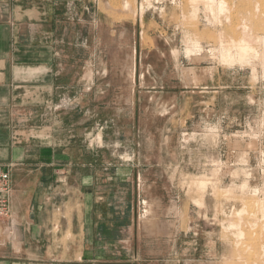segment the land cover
I'll return each instance as SVG.
<instances>
[{
    "label": "rangeland",
    "instance_id": "rangeland-1",
    "mask_svg": "<svg viewBox=\"0 0 264 264\" xmlns=\"http://www.w3.org/2000/svg\"><path fill=\"white\" fill-rule=\"evenodd\" d=\"M225 1L222 10L207 0L79 2L77 32L85 44L78 100L89 119L83 128L106 135L95 146L148 169L149 182L158 179L149 188L138 174L147 200L144 214L137 196L138 223L147 229L156 217L177 215L180 264H239V254L251 263L245 245L262 234L263 219L254 225L252 213L264 196V41L251 42L248 58L233 43L244 24L264 36V0ZM244 205L239 239L228 223ZM71 211L56 208L50 264L69 257L74 237L62 217Z\"/></svg>",
    "mask_w": 264,
    "mask_h": 264
},
{
    "label": "crops",
    "instance_id": "crops-1",
    "mask_svg": "<svg viewBox=\"0 0 264 264\" xmlns=\"http://www.w3.org/2000/svg\"><path fill=\"white\" fill-rule=\"evenodd\" d=\"M79 2L0 0V170L11 173L19 243L0 251V264H50L57 207L72 209L62 221L74 237L61 264H180L177 215L138 223L137 176L149 188L158 179L95 146L106 135L83 128Z\"/></svg>",
    "mask_w": 264,
    "mask_h": 264
},
{
    "label": "bare ground",
    "instance_id": "bare-ground-1",
    "mask_svg": "<svg viewBox=\"0 0 264 264\" xmlns=\"http://www.w3.org/2000/svg\"><path fill=\"white\" fill-rule=\"evenodd\" d=\"M261 1V0H260ZM207 5L209 6V8H211V10H214L215 8L216 9H224L225 7H226V1L225 0H219V1H217V0H207ZM128 3L126 2L125 3V6L126 7H128ZM259 6V5H258ZM215 9V10H216ZM256 14V13H255ZM254 14V15H255ZM253 15V16H254ZM261 15V14H260ZM256 16H258V14L256 15ZM260 17V16H259ZM248 19H250L249 17H248ZM260 19V18H259ZM251 20V19H250ZM247 21V20H246ZM245 21V22H246ZM256 21V20H255ZM261 22H263V21H261ZM247 23V22H246ZM257 24H259L258 23V20H257V22H256ZM256 23H255V25H256ZM264 23V22H263ZM263 23H261V24H263ZM242 24V23H241ZM249 24H250V22H249ZM252 24V23H251ZM253 24H254V22H253ZM254 25V26H255ZM242 26V25H241ZM250 26V25H249ZM252 26V25H251ZM250 26V27H251ZM259 26H261L260 24L258 25V28H259ZM250 27H248V24H244V35H243V37H240V40H238V41H236V42H234L233 43V47H235L236 49H237V51L243 56V57H246V58H248L249 56H251L250 55V52H253V51H251V49H253V44H251V42H253L254 43V41H257L258 42V44H259V42L260 41H264V36L263 37H261L260 35H258V33L256 34V35H254V34H252V32H250V30L253 28H250ZM262 27V26H261ZM260 27V28H261ZM256 28H257V25H256ZM257 28V29H258ZM242 31V30H241ZM254 31H256V30H254ZM241 36V35H240ZM263 42H261V44H262ZM257 44V45H258ZM260 44V45H261ZM254 45H256V44H254ZM263 45V44H262ZM259 46V45H258ZM264 46V45H263ZM223 47H225V46H223ZM257 47V46H256ZM262 48V47H261ZM228 49V48H227ZM263 49V48H262ZM261 49V50H262ZM235 50V49H234ZM256 50V49H255ZM254 50V51H255ZM258 50V49H257ZM259 51V50H258ZM233 52V51H232ZM256 52V51H255ZM260 52V51H259ZM234 56H235V54H234ZM260 56V55H259ZM230 57V56H229ZM261 61H262V63H263V65H264V50H262L261 51ZM259 58V59H260ZM228 59V58H227ZM236 59V58H235ZM247 60V59H246ZM248 61V60H247ZM264 68V67H263ZM248 177V176H247ZM249 178V177H248ZM200 179V178H199ZM205 181V180H204ZM203 180H197L196 181V184H198L199 186H201V187H205V184L207 183H205ZM195 184V185H196ZM242 185V184H241ZM198 186V187H199ZM248 185H247V183H244L243 185H242V187L243 188H246ZM241 187V186H240ZM252 188V187H251ZM203 189V188H202ZM216 189V188H215ZM237 189V188H236ZM235 190V189H234ZM249 191V190H248ZM255 193H258L259 192V189H257V188H255L254 190H253ZM261 192V191H260ZM250 193H252V192H250ZM262 193V192H261ZM249 194V193H248ZM260 194V193H259ZM263 195H264V190H263ZM257 196V195H256ZM241 198V197H240ZM244 198V197H243ZM251 198V197H250ZM253 198H255V197H253ZM247 199V198H246ZM256 200V208H255V210H254V212L252 213V215L254 216V218H255V220H254V225H256L257 226V224H258V220H259V218H262L263 219V222H262V225L259 227V229H261V231H260V233H262L261 234V236L259 237H257V241H256V243L255 244H251V243H247L245 246H246V251L248 252L249 250L250 251H252L253 252V255H254V259H253V262H251L250 263V261H249V263L247 262V260H248V258H247V260L245 261L244 260V256L242 257L241 255L242 254H239V257H238V260H239V264H264V196L263 197H259L258 199H255ZM203 201V200H202ZM254 200L252 199V202H253ZM239 202V201H238ZM237 202V203H238ZM243 202H245L246 203V201H244L243 200ZM255 202V201H254ZM253 202V203H254ZM202 203V202H201ZM251 203V202H250ZM255 205V204H254ZM252 207V206H251ZM254 207V206H253ZM247 212V210H246V206L244 205L240 210H238V211H236V214H237V216L239 217L237 220H230L229 221V223H228V227L230 228V229H234V231L235 232H233V233H235V235L237 236V238H239V239H242L243 238V236L245 235V232H244V230H243V228H242V223H243V220H242V216L245 214ZM228 218V217H227ZM248 222V221H247ZM261 222V221H260ZM259 225V224H258ZM253 231V230H252ZM257 234V233H256ZM235 236V237H236ZM253 237H254V235H253ZM255 240H256V238H254ZM253 241V240H252ZM237 242V241H236ZM242 242V241H241ZM242 244V243H241ZM245 244V243H244ZM239 245V244H238ZM245 252V251H244ZM240 253V252H239ZM249 255V254H248ZM247 255V256H248ZM251 255V254H250ZM249 255V256H250ZM252 257V256H251Z\"/></svg>",
    "mask_w": 264,
    "mask_h": 264
},
{
    "label": "built area",
    "instance_id": "built-area-1",
    "mask_svg": "<svg viewBox=\"0 0 264 264\" xmlns=\"http://www.w3.org/2000/svg\"><path fill=\"white\" fill-rule=\"evenodd\" d=\"M138 198L142 212L146 213L147 200L142 198V180L138 176ZM11 173L0 170V251L17 242L18 224L11 211Z\"/></svg>",
    "mask_w": 264,
    "mask_h": 264
}]
</instances>
